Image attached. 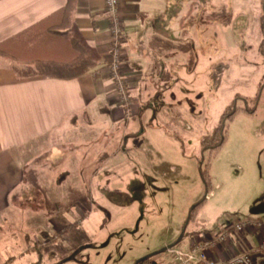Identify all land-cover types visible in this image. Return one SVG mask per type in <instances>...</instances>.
<instances>
[{"label": "crops", "instance_id": "obj_1", "mask_svg": "<svg viewBox=\"0 0 264 264\" xmlns=\"http://www.w3.org/2000/svg\"><path fill=\"white\" fill-rule=\"evenodd\" d=\"M65 4L66 0H0V49L15 57L0 58V264H35L36 252L41 247L56 246L47 243L52 235L35 238L47 215L39 209L30 211L27 205L30 194L26 190L42 192L45 200L49 199L48 203L55 207L66 202L69 218H86L94 210L90 192L101 190V186L92 187L91 159L98 158L102 151L103 160H109V143L114 140L133 151L148 141L152 146L159 144L158 148L171 145L167 133L152 127L170 121L174 111L189 110L194 114L189 99H178L176 103L162 101L158 106L148 101L149 92L155 93V88L161 83L166 85L171 77L169 58L173 54V39L165 22L168 0H120L124 38L119 74L126 82V103L120 101L109 70L110 22L103 13L104 0H77L73 27L67 38L78 40L87 55L74 65L55 64L62 60L59 46L64 38L44 33L61 23L58 12ZM36 26L40 40L30 48L24 34L34 35L32 29ZM261 40L262 36L258 38L259 47ZM28 61L35 63L28 65ZM157 93L160 97L161 92ZM145 102L149 104L142 106ZM259 112H262L264 136V89L255 114ZM94 140L101 146L99 143L97 148H92ZM122 150L125 153L127 149ZM121 168L123 164L112 166L116 174H124ZM252 174L256 177L254 169ZM58 175L65 179H58ZM253 179L255 183L251 180L252 185L244 193L253 202L245 210L249 215L243 218L231 215L221 222L202 217L209 204L205 202L190 221L194 227L187 229V225L183 240L165 251L158 263L184 264L181 256L194 241L213 240L236 220H264V196L261 197L264 192L260 181ZM99 181L97 184L103 185ZM117 183L120 182L112 181L111 185ZM212 195L213 191L208 200ZM15 202L24 204L21 207L24 237L7 229L5 224V217L16 223ZM57 224L54 221L52 225ZM263 241L264 228L230 232L222 246L211 250L210 258L222 262L254 249ZM169 244L172 240L167 239L161 247ZM257 260L258 264H264V258Z\"/></svg>", "mask_w": 264, "mask_h": 264}, {"label": "rangeland", "instance_id": "obj_2", "mask_svg": "<svg viewBox=\"0 0 264 264\" xmlns=\"http://www.w3.org/2000/svg\"><path fill=\"white\" fill-rule=\"evenodd\" d=\"M168 5L165 22L173 39L169 58L172 74L166 85L161 83L155 93L149 92L148 101L158 106L162 101L189 99L194 114L174 111L170 121L152 127L167 133L171 145L158 148L159 144L152 146L148 141L133 151L114 140L109 143V160H103L102 151L98 158L91 159L92 187L101 186V190L90 192L94 210L86 218H69L66 202L56 204L57 208L42 192L26 190L30 211L39 209L47 215L35 238L52 235L54 242L49 244L56 245L43 249L40 264H133L162 249L165 240L177 241L190 211L204 197L198 167L201 137L217 125L236 92L252 98L264 80L258 46L260 0H168ZM237 106L243 107V103L238 101ZM262 124V112H238L227 123L221 150L203 154L202 167L208 166L213 195L209 200L206 197L209 204L202 217L221 222L227 216L249 215L245 210L253 202L244 193L251 180L255 183L253 178L260 181L264 192ZM99 143L92 141V148ZM122 149L127 150L124 153ZM117 163L124 165V174L112 169ZM99 180L103 185L97 184ZM112 181L122 186L111 185ZM14 205L16 223L5 217V224L24 237V204ZM54 221L58 223L55 226ZM193 227L189 222L187 229Z\"/></svg>", "mask_w": 264, "mask_h": 264}, {"label": "trees", "instance_id": "obj_3", "mask_svg": "<svg viewBox=\"0 0 264 264\" xmlns=\"http://www.w3.org/2000/svg\"><path fill=\"white\" fill-rule=\"evenodd\" d=\"M76 5L77 0H66V4L61 9L58 14L61 15V23L58 26H54L55 28L52 30L51 28L46 29V32L44 33L45 36L47 35H57V36H63V41L61 42L60 47V53L62 60L59 62H56L57 65H74L77 63L84 55H87L86 50L81 46L78 40H76L74 37H68L70 35L68 32L70 29H72V18L74 16V13L76 11ZM259 25H260V33L262 36L261 44L259 47V52L261 56L263 57L264 62V0H260V19H259ZM33 34H24V39L28 38L29 47L32 48V45L37 46V41L40 40V37L37 36L36 30L39 31L38 26L32 29ZM43 34V33H42ZM36 36V39L34 40L33 37ZM21 37V36H20ZM18 37V38H20ZM33 39V40H32ZM14 40H17V38H14ZM32 41L34 44H32ZM0 58L5 59H13L15 57L7 54L6 52H3L0 49ZM35 63L34 61H28V65H32ZM264 89V80L258 85L257 92L252 98H244L239 93H235L233 95V99L227 104V106L222 111L221 115L218 118L217 125L206 135L202 136L199 142L200 146V157L198 158V167H199V173L201 180L203 182V193L204 197L201 201L197 202L194 205V208L192 211H190L187 221L182 227V238L175 243V245H178L184 238L185 235V228L188 225V223L195 219L197 212L199 209L204 205L206 202V197L212 192V184H211V178L208 173V166L202 167L203 163V154L207 151L210 153H218L222 146L225 144V134H226V127L227 123L233 119V117L238 113L242 112L247 115H253L255 114L256 107L259 103L261 93ZM238 101H241L243 103V107H238L237 103ZM251 105V107L249 106ZM253 106V107H252ZM54 240L50 239L48 243H53ZM174 245V246H175ZM44 247V246H43ZM43 247L38 250L39 252H36L37 256V262L35 264H40L42 260V251ZM164 253V252H163ZM158 253L156 255H147L144 257V259L138 260L134 262L133 264H159L158 258L163 254ZM75 255H73L70 258H73Z\"/></svg>", "mask_w": 264, "mask_h": 264}, {"label": "built area", "instance_id": "obj_4", "mask_svg": "<svg viewBox=\"0 0 264 264\" xmlns=\"http://www.w3.org/2000/svg\"><path fill=\"white\" fill-rule=\"evenodd\" d=\"M120 0H104V15L110 22V62L109 70L114 80L116 90L120 101L126 103L128 100V91L126 82L122 75L119 74L120 65L123 58L122 44L124 38L122 21L119 16ZM261 230L264 228V220L241 219L233 222L230 229L222 230L213 240H197L194 241L190 250L181 256L184 264L191 262L203 264H258V258H264V241L254 249L240 252L236 256L222 261H214L210 258L211 250L223 245L230 236V232L242 233L249 229Z\"/></svg>", "mask_w": 264, "mask_h": 264}, {"label": "water", "instance_id": "obj_5", "mask_svg": "<svg viewBox=\"0 0 264 264\" xmlns=\"http://www.w3.org/2000/svg\"><path fill=\"white\" fill-rule=\"evenodd\" d=\"M181 238H182V234H181V236L179 237V239H178L176 242H178ZM176 242H173L172 244H169V245H167V246H164L162 249H160V250H158L157 252H154V253H152V254H149V255H156V254H158V253H163V252H165V251L171 249V248L173 247V245H174ZM145 257H146V256H145ZM141 259H144V257L141 258ZM141 259H140V260H141Z\"/></svg>", "mask_w": 264, "mask_h": 264}, {"label": "flooded vegetation", "instance_id": "obj_6", "mask_svg": "<svg viewBox=\"0 0 264 264\" xmlns=\"http://www.w3.org/2000/svg\"><path fill=\"white\" fill-rule=\"evenodd\" d=\"M73 255V254H72Z\"/></svg>", "mask_w": 264, "mask_h": 264}]
</instances>
